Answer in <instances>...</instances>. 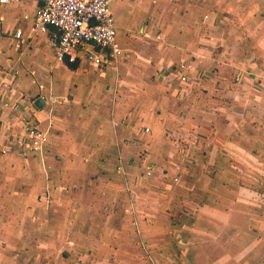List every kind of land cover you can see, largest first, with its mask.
I'll return each instance as SVG.
<instances>
[{
	"label": "crops",
	"instance_id": "obj_1",
	"mask_svg": "<svg viewBox=\"0 0 264 264\" xmlns=\"http://www.w3.org/2000/svg\"><path fill=\"white\" fill-rule=\"evenodd\" d=\"M209 4L223 12L237 10V65L229 60L231 46L226 45L236 21L227 15L219 21L216 14H209ZM1 9L7 13L0 12V77L10 82L13 93L0 98V180L17 186L16 176L25 170L29 187L16 193L17 202H39L38 194L46 185L41 201L61 202L48 213L22 207L25 211L17 215L9 212L10 220L0 221V238L7 239L1 241L6 243L0 244L2 248L25 249L27 262L38 248L48 256L58 242L61 248L71 244L84 251L63 264H264V237L257 238L264 227L252 225L253 212L238 205L236 194L220 198L214 208L196 205L188 213L181 210L170 215L173 224L163 225L169 218L163 210L142 211L139 206L135 211L133 205L131 214L117 211L124 185L113 181L122 179V168L126 174L127 167H132L133 162L126 165L124 161L135 160L142 138L157 147L170 132L175 137L200 134L199 129H191L197 123L224 143L234 137L226 145L236 150L237 159L244 154L264 165V63L260 61L264 57V0H188L183 14L173 0H112L110 11L120 49L122 34L144 37L151 26L159 36L158 70L141 72L128 66L122 72L123 81L116 66L128 56L124 52L111 65L101 67H113L115 74L98 72L100 67L85 62L72 64L76 66L72 69L71 64L55 59L48 68L44 50L53 51L47 35L32 31L34 6L23 2L0 5ZM204 24L214 26V33L226 38L210 39L205 33L197 37L196 30ZM17 31L19 39L14 37ZM210 41H221L223 49H210ZM243 43H248L249 53L242 50ZM173 58L186 62L179 65ZM58 66L69 80L64 85L50 72ZM86 68L108 79L79 86L71 81ZM234 68L237 82L231 81ZM39 94L45 99L54 96L59 102L37 108ZM33 99L35 107L28 105ZM5 102L7 108L2 106ZM245 104L252 109L250 116L238 109ZM29 111L38 127L48 131L49 142L41 154L24 152L25 144L18 141L21 131L13 120L28 116ZM114 122H118L116 127ZM118 158L123 167L115 173ZM172 182H179L177 175ZM1 208L0 219L5 216ZM20 233L25 236L18 241ZM14 256L9 264L19 263L17 253ZM4 262L1 259L0 264Z\"/></svg>",
	"mask_w": 264,
	"mask_h": 264
},
{
	"label": "rangeland",
	"instance_id": "obj_2",
	"mask_svg": "<svg viewBox=\"0 0 264 264\" xmlns=\"http://www.w3.org/2000/svg\"><path fill=\"white\" fill-rule=\"evenodd\" d=\"M173 1L178 4V12L183 14L186 10V2H188V0ZM215 5L216 4H209L211 7L208 9L209 14H216L218 19H220L219 21L223 20L222 17L224 15H227V18L232 22L236 21L235 31L232 37H227L229 40L226 45L229 43L228 46H231L229 50L231 51V54L228 53L229 60L232 58L231 60H233V63L237 65V10H227L223 12L216 10ZM0 12L2 14L7 13L6 10L3 9H1ZM206 17L207 16H204V18ZM233 17H235V19ZM214 29V26L208 28L206 24H204V26L200 25V30H196V36L199 37L201 34L205 33L206 35L208 34V36L210 35V39L226 38L218 37L214 33ZM145 33L146 35L144 37H129L123 34L121 35L122 37H118L122 42V53L124 52L128 55L116 66H119L118 70L120 73H126L128 66H131L133 69H138L141 72L151 71L150 69L152 68L158 70L157 63L159 59L156 57L155 52L159 51L157 49L159 48V36L155 35V27L151 26H149V29H147ZM209 44L210 49H223L221 47V41L220 43L210 41ZM243 44L245 46V43ZM248 47L249 45L246 43V46L244 49L242 48V50H246L247 53H249ZM44 51L48 53V68L52 67L55 63L54 58L52 59L53 53H51L49 49ZM173 59L177 61L176 63H179V65L186 62L183 58ZM260 61L264 63V57L261 58ZM215 65L217 66V63ZM218 65H220V63ZM109 68L110 69H105L100 67L97 71L100 72V70H102L109 73H116L113 67ZM86 69L87 70L83 71L80 76H74L71 81L79 86L84 83L89 85L92 81H96V79H99L100 81L108 79L106 74L103 78L101 75L97 76L94 70L89 68ZM210 69L216 68L210 66ZM234 69L236 72L231 75V81L237 82V68ZM227 71V73H231L230 69H227ZM50 72L52 73L54 80L58 81L61 85H64L69 81L68 79H65L66 77L64 75L66 74L60 66L53 67ZM124 73H122L123 75L120 74L122 81L124 79ZM130 74L132 73L130 72ZM150 80H154V78L151 76ZM122 86L124 87L123 84ZM123 90L121 92H123ZM120 95L118 94V96ZM238 104L242 105L241 102H238ZM83 108L86 107L84 106ZM238 109L241 114L244 113L246 116H250V111L252 110L251 107L246 104L244 105V108L239 107ZM196 125H198V123ZM196 125L191 129L193 132H195L194 130L198 131L199 129L200 134L196 133L193 134L194 136L188 135L186 137H175L169 130L170 133H167L166 131L167 134L160 138L157 147L151 145V140L142 138L143 143H140L139 148L134 153L136 157L135 160L134 158H131L129 161L128 158L124 161L126 165L127 163L129 164L130 162H133L131 168L127 167L126 174L122 168L123 163L120 158H118V161L113 167L115 173L117 172V168H122V173L120 172L122 175L120 177L122 179H119V181L115 179L113 181L119 182L121 185L123 184L124 191L123 188H120V197L116 210L121 214H125L128 211L131 214L133 205H135L133 206L135 211L139 206H141L142 211H146L147 209H150V207L156 210H163L169 217L164 220L163 225H171L173 224L171 223L173 217L170 215H178L181 210L182 213H188L191 209H194L196 205L200 207H202V205L211 206V208H214L218 206L217 204L220 198L230 197L236 194L238 205L240 204L243 208L249 209L253 212L252 216H254V218L251 222L252 225H260L261 227H264V165L251 160L244 154H239V159H237V154H234L236 150H234L233 147L226 145L231 144L234 137L227 138L228 142L224 143L222 140L218 139L213 132H207L203 127ZM170 134H172V136ZM147 166L151 168L149 170L151 172L149 177H145ZM175 175L178 176L179 182L174 184L172 178ZM15 181L18 182L17 186L9 185L7 182L3 183V179L0 180V205H2L1 209L5 214L0 221L10 220L9 212L12 216L17 215L16 212L21 210L19 207L48 213L52 205L56 206L57 203L60 205V201L56 200L52 202L48 199V196V201H41L43 194H47V190H45L47 185L46 187H43V191L41 188L40 193L38 194L39 202H17L19 196L16 193H21L26 187H29L26 185V182L28 181L26 171L23 170L22 174H17ZM51 190L55 192L54 187H52ZM205 193H207L208 196H205ZM5 195H8L11 198H8ZM69 209L70 208H68V210ZM145 219V221L150 220L148 218ZM33 221L37 222V218ZM145 223L148 224V222ZM3 225L5 226V224ZM261 230L263 232L264 228ZM3 234L2 236L4 237H7L8 235L4 232ZM22 236H25V234H18L17 240L20 241ZM261 237H264V233L263 235L261 233L257 234L258 239ZM6 240V238H0V244H6L5 242H1ZM55 240H58V235H55ZM69 241L70 240L67 239L65 242ZM56 243L57 245L50 250L48 256L42 250L41 252L39 248L33 251V253L36 254H34L33 257L29 256L30 258L28 259V262L25 257L28 251L25 249H12L5 245H3L4 247L2 248L0 245V262L1 259H3V263L6 261V264H9L10 257H15L14 254L17 253L18 264H20V262L21 264H26V262L27 264H63L65 261L67 262L78 257L79 252H84L74 249L71 244L61 248L58 242ZM31 258L32 263L30 261ZM45 258H49L48 263L45 262Z\"/></svg>",
	"mask_w": 264,
	"mask_h": 264
},
{
	"label": "built area",
	"instance_id": "obj_3",
	"mask_svg": "<svg viewBox=\"0 0 264 264\" xmlns=\"http://www.w3.org/2000/svg\"><path fill=\"white\" fill-rule=\"evenodd\" d=\"M23 2L34 6L32 31L48 36V45L57 63L72 65L85 62L95 67H105L122 56L116 40V24L110 11L112 0H0V5ZM20 36V31L14 35L16 39ZM180 80L185 82L186 77L181 76ZM12 93L10 82L0 77V98L7 99ZM37 99L49 106L59 102L54 96L45 99L40 94ZM35 103L34 100L28 105L35 107ZM2 106L7 108L9 103H2ZM35 119L33 112H30L28 116L15 117L13 123L20 127L18 141L25 144L23 151L41 154L49 142L48 131L38 127ZM117 125L118 122L113 123V126ZM145 132H148L147 128ZM150 169L146 167V177L150 176Z\"/></svg>",
	"mask_w": 264,
	"mask_h": 264
},
{
	"label": "water",
	"instance_id": "obj_4",
	"mask_svg": "<svg viewBox=\"0 0 264 264\" xmlns=\"http://www.w3.org/2000/svg\"><path fill=\"white\" fill-rule=\"evenodd\" d=\"M43 104H44L43 101L38 100L36 103V106H37V108H41L43 106Z\"/></svg>",
	"mask_w": 264,
	"mask_h": 264
},
{
	"label": "trees",
	"instance_id": "obj_5",
	"mask_svg": "<svg viewBox=\"0 0 264 264\" xmlns=\"http://www.w3.org/2000/svg\"><path fill=\"white\" fill-rule=\"evenodd\" d=\"M70 68H72V69H75V68H76V66H75V65H72V66H70Z\"/></svg>",
	"mask_w": 264,
	"mask_h": 264
}]
</instances>
